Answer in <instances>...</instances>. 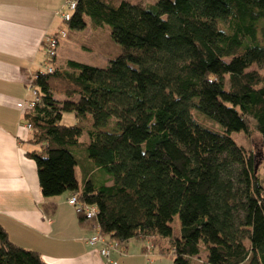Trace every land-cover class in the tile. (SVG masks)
Listing matches in <instances>:
<instances>
[{
    "label": "trees",
    "instance_id": "trees-1",
    "mask_svg": "<svg viewBox=\"0 0 264 264\" xmlns=\"http://www.w3.org/2000/svg\"><path fill=\"white\" fill-rule=\"evenodd\" d=\"M67 25L107 29L121 53L104 68L56 56L52 74H36L24 122L46 196L70 186L83 148L99 172L75 194L111 242L150 240L146 253L169 239L173 264L202 251L206 264H264V0H77ZM240 132L260 135L261 150L239 146ZM0 264L45 263L0 226Z\"/></svg>",
    "mask_w": 264,
    "mask_h": 264
},
{
    "label": "crops",
    "instance_id": "crops-1",
    "mask_svg": "<svg viewBox=\"0 0 264 264\" xmlns=\"http://www.w3.org/2000/svg\"><path fill=\"white\" fill-rule=\"evenodd\" d=\"M66 3L0 0V226L12 243L37 252L45 264H106L98 249L86 243L95 233L94 224L81 221L68 204L98 168L83 148L74 150L78 165L71 164L70 186L60 194L46 196V175L40 174L38 160L29 156L37 147L29 142L25 112L18 108L30 99V79L45 69L44 42L58 33ZM146 246L144 241L132 239L121 246L124 253L112 254V260L147 264Z\"/></svg>",
    "mask_w": 264,
    "mask_h": 264
},
{
    "label": "rangeland",
    "instance_id": "rangeland-1",
    "mask_svg": "<svg viewBox=\"0 0 264 264\" xmlns=\"http://www.w3.org/2000/svg\"><path fill=\"white\" fill-rule=\"evenodd\" d=\"M134 4L148 5L153 2V0H128ZM65 11V10H64ZM61 18V17H60ZM62 20V19H61ZM89 20V19H87ZM61 27L59 30H63L67 34V38L65 40L60 41V45L57 48V66H63L61 68H65V64L67 61L72 60L79 63H83L86 65L104 68L107 66L108 62L115 57H117L121 53V48L111 41L109 37V32L107 29H103L102 31L93 30L90 25L83 31L77 32L69 29L67 23L61 21ZM58 30V32H59ZM113 42V43H112ZM46 48L43 47L42 56H43V67L46 66ZM48 65H51L48 63ZM45 69L43 68V71ZM251 70H261L260 68L254 66ZM196 119L204 126L210 127L212 129L217 130L218 126L214 125L209 121H205L196 116ZM76 123V119L72 113H64L62 117V124L64 125H74ZM232 139L239 145L244 147L247 150H253L255 153H258L261 150V142L262 138L258 134H244L233 133ZM88 137L84 134L80 138V142L84 143L87 141ZM77 150V149H74ZM75 152V151H74ZM259 168V179L262 183H264V164L260 161ZM173 228L174 237L178 238L180 236L181 222L179 217H175L171 223ZM146 245H150V241H144ZM156 250L151 252L153 254L158 253L161 249L162 252L159 254L158 259H154L151 263L147 264H173L172 261V252H171V244L169 239L158 240V245L155 248ZM206 253L205 251L201 252L200 259L192 260L191 264H206ZM144 264V263H143Z\"/></svg>",
    "mask_w": 264,
    "mask_h": 264
},
{
    "label": "built area",
    "instance_id": "built-area-1",
    "mask_svg": "<svg viewBox=\"0 0 264 264\" xmlns=\"http://www.w3.org/2000/svg\"><path fill=\"white\" fill-rule=\"evenodd\" d=\"M77 6V0H67L65 12L62 14L61 19L64 23H68L71 20L72 14L75 12ZM67 38V34L65 31H59L57 34L47 37L44 42V48H46V66L45 70L42 72L44 74H52L53 69L51 65H48L50 60L56 58L57 56V48L60 45L61 40H65ZM36 79V75L33 76L28 82V90L30 93V99L21 102L18 105L20 110L27 113L31 109L35 108V105L39 102V94L34 85V81ZM24 126L28 131H31V126L24 122ZM79 196L77 194H73L68 199V204L75 209L79 216H82L85 221L91 222L94 224L95 233L88 239H86V243L91 248H97L99 254L106 260V264H117L112 260V254L114 252H119L120 254L124 253L121 250L120 244L117 242H111L106 237L103 236L100 227L97 225V216L98 209L96 206H89L81 204L78 200ZM151 247L147 248L146 259L147 263H151L154 260V256L150 252Z\"/></svg>",
    "mask_w": 264,
    "mask_h": 264
}]
</instances>
